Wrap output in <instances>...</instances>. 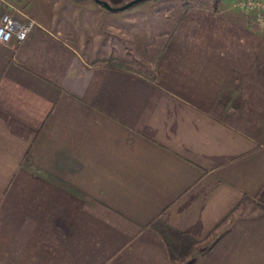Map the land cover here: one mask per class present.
Segmentation results:
<instances>
[{
  "label": "crops",
  "instance_id": "obj_1",
  "mask_svg": "<svg viewBox=\"0 0 264 264\" xmlns=\"http://www.w3.org/2000/svg\"><path fill=\"white\" fill-rule=\"evenodd\" d=\"M8 1L35 24L0 45V264H173L168 227L219 232L193 264H264L254 15L194 6L140 28L112 65L64 40L58 15ZM154 31L164 36L142 46Z\"/></svg>",
  "mask_w": 264,
  "mask_h": 264
},
{
  "label": "rangeland",
  "instance_id": "obj_2",
  "mask_svg": "<svg viewBox=\"0 0 264 264\" xmlns=\"http://www.w3.org/2000/svg\"><path fill=\"white\" fill-rule=\"evenodd\" d=\"M62 1L63 4L58 6L50 0H30L28 8L34 14L39 10H49L54 15H58V20H65V25L70 30L60 32L64 40L75 47L86 60L94 63L107 62L114 56L113 61L117 64L126 63V60L118 56V53L126 57L140 28L150 26L152 21L160 25L164 23L170 25L194 6L210 9L233 6L238 10L249 12L252 17L254 15L253 22L260 24L256 15L259 10L256 3L259 0H142L117 11L106 10L93 0L74 1L71 4L73 6L70 7H66V4L71 0ZM85 1H89V5L84 4ZM63 10L67 11L66 13L70 11L72 16L69 19L66 16L65 19L64 15H59ZM144 14L147 16L145 17ZM147 17L151 18L150 22ZM157 34V39L164 36V32H149L146 40H142V46H149ZM217 233L219 232L215 231L204 240L198 241L193 247L181 244L174 235L170 234L169 239L174 254L173 264H183L188 259H192L193 264Z\"/></svg>",
  "mask_w": 264,
  "mask_h": 264
},
{
  "label": "built area",
  "instance_id": "obj_3",
  "mask_svg": "<svg viewBox=\"0 0 264 264\" xmlns=\"http://www.w3.org/2000/svg\"><path fill=\"white\" fill-rule=\"evenodd\" d=\"M258 21L264 26V0L257 1ZM8 0H0V45L13 42L16 45L23 40L31 27L35 24L33 19H20L13 16L9 10Z\"/></svg>",
  "mask_w": 264,
  "mask_h": 264
},
{
  "label": "trees",
  "instance_id": "obj_4",
  "mask_svg": "<svg viewBox=\"0 0 264 264\" xmlns=\"http://www.w3.org/2000/svg\"><path fill=\"white\" fill-rule=\"evenodd\" d=\"M73 1H78V0H73ZM115 57V56H114ZM114 57H110V59H108V62H110L109 64H116L115 61H113ZM118 58V57H117ZM160 230V232L162 233L164 240L168 246L169 252H170V257L172 259V261L174 260V254H173V248H172V244L170 243V239H169V235L172 234L176 237V239L181 243V244H186L189 245L190 247H193L198 241L195 240L194 238L190 237L189 235H187L186 233H183L182 231H179L177 229L168 227L167 228V232L166 230H163L161 228H158ZM212 243H210L211 245ZM209 245V246H210ZM208 246V247H209ZM207 247V248H208ZM206 248V249H207ZM206 249H204L203 251H205ZM193 250V249H192ZM192 259H188L185 260L183 262V264H192Z\"/></svg>",
  "mask_w": 264,
  "mask_h": 264
},
{
  "label": "water",
  "instance_id": "obj_5",
  "mask_svg": "<svg viewBox=\"0 0 264 264\" xmlns=\"http://www.w3.org/2000/svg\"><path fill=\"white\" fill-rule=\"evenodd\" d=\"M96 4H98L99 6L110 10V11H117V10H122L125 8H128L142 0H126L125 2L118 4V5H113L111 3H109L107 0H93Z\"/></svg>",
  "mask_w": 264,
  "mask_h": 264
}]
</instances>
